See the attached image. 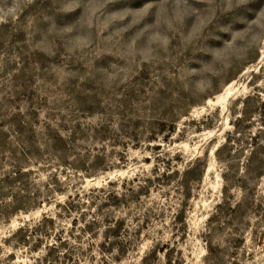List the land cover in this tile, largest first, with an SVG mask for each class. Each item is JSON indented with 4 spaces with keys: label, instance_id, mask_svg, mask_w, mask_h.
I'll use <instances>...</instances> for the list:
<instances>
[{
    "label": "rangeland",
    "instance_id": "374dc122",
    "mask_svg": "<svg viewBox=\"0 0 264 264\" xmlns=\"http://www.w3.org/2000/svg\"><path fill=\"white\" fill-rule=\"evenodd\" d=\"M0 264H264V0H0Z\"/></svg>",
    "mask_w": 264,
    "mask_h": 264
},
{
    "label": "trees",
    "instance_id": "16d2710c",
    "mask_svg": "<svg viewBox=\"0 0 264 264\" xmlns=\"http://www.w3.org/2000/svg\"><path fill=\"white\" fill-rule=\"evenodd\" d=\"M65 208L68 211H71L72 209L79 208V204L78 203H75L73 201L72 202H68L67 204H65ZM75 222H76V218H73L72 219V224H75ZM92 224H94V222ZM57 245H66L65 239L63 237H61V234L60 233L56 236L55 241L50 244V246L48 247V249L54 251V249H55V247H57ZM64 257H65V259L72 260V254L71 253H69V255L64 256Z\"/></svg>",
    "mask_w": 264,
    "mask_h": 264
},
{
    "label": "bare ground",
    "instance_id": "6f19581e",
    "mask_svg": "<svg viewBox=\"0 0 264 264\" xmlns=\"http://www.w3.org/2000/svg\"><path fill=\"white\" fill-rule=\"evenodd\" d=\"M218 98V97H217Z\"/></svg>",
    "mask_w": 264,
    "mask_h": 264
}]
</instances>
